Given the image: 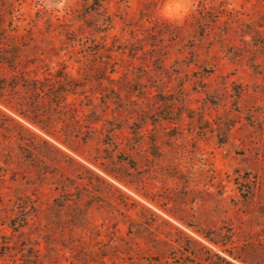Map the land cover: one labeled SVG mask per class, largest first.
Wrapping results in <instances>:
<instances>
[{
  "label": "rangeland",
  "instance_id": "1",
  "mask_svg": "<svg viewBox=\"0 0 264 264\" xmlns=\"http://www.w3.org/2000/svg\"><path fill=\"white\" fill-rule=\"evenodd\" d=\"M0 96V264H264V0H0Z\"/></svg>",
  "mask_w": 264,
  "mask_h": 264
},
{
  "label": "trees",
  "instance_id": "2",
  "mask_svg": "<svg viewBox=\"0 0 264 264\" xmlns=\"http://www.w3.org/2000/svg\"><path fill=\"white\" fill-rule=\"evenodd\" d=\"M1 97V96H0ZM61 103V102H60ZM22 111V110H21ZM22 114H24L26 117H28V118H30V119H33L31 116H29V114H27L26 112H21ZM8 119V118H7ZM220 260V264H233V263H230V262H228V261H226L225 259H223V258H220L219 259ZM184 264V263H183ZM186 264V263H185ZM200 264H205L204 263V260L201 258V256H200ZM210 264H219V263H216L215 261H213V262H210Z\"/></svg>",
  "mask_w": 264,
  "mask_h": 264
}]
</instances>
